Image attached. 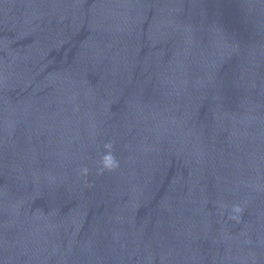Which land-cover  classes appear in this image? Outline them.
Masks as SVG:
<instances>
[{
    "label": "water",
    "instance_id": "95a60500",
    "mask_svg": "<svg viewBox=\"0 0 264 264\" xmlns=\"http://www.w3.org/2000/svg\"><path fill=\"white\" fill-rule=\"evenodd\" d=\"M0 264H264V0H0Z\"/></svg>",
    "mask_w": 264,
    "mask_h": 264
}]
</instances>
